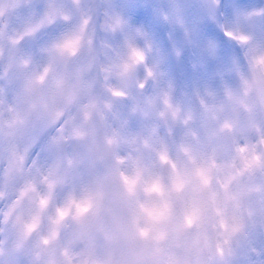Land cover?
I'll return each mask as SVG.
<instances>
[{
    "label": "clouds",
    "instance_id": "9594fccd",
    "mask_svg": "<svg viewBox=\"0 0 264 264\" xmlns=\"http://www.w3.org/2000/svg\"><path fill=\"white\" fill-rule=\"evenodd\" d=\"M0 264H264V0H0Z\"/></svg>",
    "mask_w": 264,
    "mask_h": 264
}]
</instances>
